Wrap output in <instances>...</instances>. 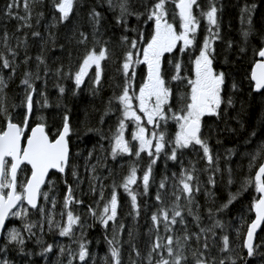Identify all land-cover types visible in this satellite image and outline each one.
Here are the masks:
<instances>
[{
	"label": "snow or ice",
	"instance_id": "1",
	"mask_svg": "<svg viewBox=\"0 0 264 264\" xmlns=\"http://www.w3.org/2000/svg\"><path fill=\"white\" fill-rule=\"evenodd\" d=\"M168 0H156L151 8L146 9V12H134L131 10L129 0H107V5L110 11L115 14L116 23L125 26L128 22V17L135 15L139 21L145 15V25L151 24V32L147 29H131L136 33L135 38L129 40L127 35L121 36V44L124 48L121 66L118 69L124 77L122 91L118 96L113 97L119 104L121 113L118 118V123L111 136L105 137L101 134V139H109L111 143V155L115 159L118 155H135L137 158L141 153L146 152L150 159L147 169L143 173L142 184L144 193L149 191L152 182V165L159 159L160 154L165 151L166 146H171V153L168 159L177 161L179 153L183 149L195 148L203 152V158L207 161V165L203 170H198L196 164L193 163L190 168L181 167L180 173L174 172L171 177L164 176L157 188L155 200L159 205L152 212L151 222L152 227L149 229V234L155 232V239L150 243L148 255L146 257L148 264H190L189 257L186 252L191 253V260L194 264H217L214 257H210L209 238L215 237V228H223V224L219 219H215L211 226L201 227V216L194 213L192 205L194 203L195 193L200 191V181L197 175L198 171L204 172H222L220 167V158L212 153L207 138L203 136V118L205 116H216L221 118L222 106L227 104L228 107L233 106V98L231 95L225 100L224 90L226 85L227 74L223 71L217 72L215 69L216 41L221 39V27L219 19V9L216 7L214 0H209L207 10H203L199 0H172L175 5V11L172 14L174 21L176 16L179 17V30L174 22L169 21V12L166 8ZM39 3V0H23L24 16H16V19L22 21L19 31L22 28H31L32 5ZM54 7L59 13V20L65 21L70 18L73 13L76 0H53ZM20 0H11L6 5L7 15H13V9H19ZM256 5H245L241 9V20L243 23L244 15L248 14L247 23L249 30L243 31L242 35L247 41L251 31V13ZM195 9H200V16L206 21V34L203 41L198 39L200 30V18L195 15ZM39 15H43L40 13ZM94 25L97 27L101 21V13L93 7L89 12ZM39 23V21H37ZM126 31L129 29L125 28ZM32 36L40 38L39 32H32ZM81 44H87L88 37L81 32ZM150 37V38H149ZM0 40L3 42L5 52H0V68L10 69L14 75L16 72L17 50L10 47L8 41V33L5 32ZM94 43L91 49H87L82 60L79 63L78 69L74 73H69L72 76L76 89H79L85 82V78L89 77V70L94 66V79L92 83L98 88L102 81L103 67L102 61L108 59L109 50L107 41L99 47L100 41L93 33ZM264 42V37H262ZM22 41L17 39V45H21ZM228 47H232V42H228ZM181 55H189L190 65L185 66L182 59L175 58L174 50H177ZM192 50L191 52L189 50ZM198 50V51H197ZM241 51H244L242 48ZM165 53L173 54V60H169L168 64L172 69L171 80L168 76V69L163 67V58ZM258 56L261 58L252 66L251 82L253 90L260 92L264 90V47L258 50ZM11 57V59L9 58ZM194 57V58H193ZM30 57L25 55L24 63L27 64ZM37 67L44 64L42 56H37ZM146 65L147 72L143 77V82L140 83L138 92L135 90V82L137 79V66ZM49 69L45 65V75ZM61 68L56 69V74L60 75ZM35 79H40L37 73ZM171 82L185 84V92L180 97V107L172 106V98L176 95V90L170 87ZM21 84L25 86L24 98L21 101L23 107V115L19 122L15 121L14 116L9 112L8 98L5 93L7 83L3 76H0V116L3 121L0 122V233L5 232L7 241L5 247L0 249V264H12L8 259V245H18L20 252L24 251L25 236L20 228L15 226L7 228L9 218H16L21 221H27L29 216V207L39 213V221L24 222L22 228L28 233V237L36 236L33 231L39 226L40 232L43 233L44 225L47 224L48 230H58L61 237L74 236L76 226L83 228L81 216L74 213L72 205L83 206V200L75 197L76 188L68 183L67 179L64 184L67 188L63 198V206L59 213L60 219H56V208L59 203L56 196L51 195L55 189V181L48 180L50 170H56L61 174H65L67 169L71 168V175L74 180H79L78 166L72 164L73 154L71 151V136L73 134L71 117L66 112L62 117V126L57 128L54 133L55 138H50L47 131V124L43 116L36 118L33 126V114L40 108L49 107V101L44 92H40L41 100H36L37 89L34 86L33 74L26 71ZM59 87L61 95L65 93V88ZM237 85L232 84V89L235 90ZM135 102V103H134ZM112 101H109L107 112L112 111ZM16 107V105H13ZM224 115H227L226 110ZM173 120L176 123V131L174 138L169 140L166 131L167 123ZM103 123V117L101 118ZM132 125L131 141L125 138V130ZM264 123V121H262ZM148 126H151L149 129ZM30 128V134L26 132ZM87 131H99L98 129H87ZM257 133L253 131L248 138L247 144L249 147L253 144V138L257 137ZM26 136V144L22 143V138ZM136 146L133 147V143ZM231 155L232 149L227 150ZM95 154V147L88 152L85 157V170L90 173L89 176V191L95 194L99 191V199L94 201L93 205H88L87 211L94 220L107 230L109 222H112L113 238L105 239L109 245V253L111 264H123L121 258V249L118 246L120 241L117 238V231H123L125 225L120 223L117 225L118 211L123 206L119 199L120 188L127 194L131 202L132 213H135L134 219L140 215V205L138 204V195L134 190L135 185H138L137 167L132 165L129 174L123 178V181L117 184L113 181L111 194L109 199H105V185L100 182V178L96 175L97 167L100 166V158H97L96 164H90V160ZM81 153H76L80 156ZM249 158V175L243 181L241 190H246L249 185H254L256 192L259 194L253 199L249 206V212L254 213V218L248 223L241 218V228L246 227V236L243 238L242 248L247 249V255L252 257L255 255L256 245L254 238L257 235V230L264 226V139H259L255 142V147L248 154ZM182 163V162H181ZM30 166V169H28ZM30 171V175L25 174L21 177V173ZM254 173V175H252ZM229 180L228 184L233 183L232 169H228ZM171 179L172 192L171 197L174 200L170 205L165 203V193L168 188V181ZM208 183L213 187L216 185V180L213 175L208 176ZM47 186L49 191H43V187ZM79 187V184L76 185ZM208 195V193H206ZM236 194L229 193V199L213 212L208 209L210 219L215 217L217 213L227 209L229 205L237 198ZM43 198L44 203L41 204L40 198ZM181 200L185 201L181 204ZM25 203L29 207H25ZM103 204L102 210L100 209ZM50 204L51 207H47ZM187 208L188 215L192 216L199 228L198 232H192L187 225L184 216V209ZM199 205H197V209ZM66 217V218H65ZM183 227V234H176V225ZM161 227L163 232L161 233ZM238 235L240 230L238 229ZM131 231L129 237L131 238ZM195 238L197 247L191 248V241ZM203 238V239H202ZM223 247L221 252L230 253V238L228 235L221 237ZM37 244H43L40 237L36 238ZM78 243V253L68 249L69 255L76 257L81 264H87L90 257L89 242L86 240L83 231ZM53 250V245L48 244L47 247L41 249V254H47ZM132 250L136 256H140V252L133 245ZM61 254L64 253V247L60 249ZM108 259L107 257L105 258ZM231 260V264H237L231 256L219 260L218 264H227ZM72 264V260H69ZM132 264H137L133 261Z\"/></svg>",
	"mask_w": 264,
	"mask_h": 264
},
{
	"label": "trees",
	"instance_id": "2",
	"mask_svg": "<svg viewBox=\"0 0 264 264\" xmlns=\"http://www.w3.org/2000/svg\"><path fill=\"white\" fill-rule=\"evenodd\" d=\"M167 2V9L169 12V19L172 17V9ZM11 0H0V37L5 32L9 36V45L17 50L16 58V72L13 75L10 69L0 68V76H3L7 88L5 93L8 98L9 112L14 116L15 121L19 122L23 115V107L21 101L24 98L25 86L21 84L26 71L33 74L34 86L37 89L35 96L36 100H41L40 92H44L49 101V107L40 108L37 105V111L33 114V125L36 118L43 116L47 124V131L50 138H54V133L57 128L62 126V117L67 112L71 117V124L73 134L71 136V151L73 154L72 164L78 166L79 180H74L71 175V168L67 169L66 175L56 172H51L48 180L55 181V189L51 195L57 197L59 203L56 208V213L59 214L63 206L64 194L67 188L64 180L67 179L75 191V197L83 200V206L72 205V210L75 214L81 216V223L83 228L76 226L74 229V236L61 237L58 230H45L41 233L43 244H37L31 248L32 257L27 258V252L30 251L27 244L24 245L23 256H15L14 250L8 251V259H23L28 264H81L76 257L69 255L68 249L78 253V243L83 231L86 240L89 242L90 257L87 264H111V257L109 253V245L107 239L113 238L112 222H109L107 230L94 220L88 213V205L95 207L94 201L98 200L99 191L95 194L89 191V176L90 173L85 170V157L88 152L95 147V154L90 160V164H96L97 158H100V166L97 167L96 175L100 178L105 187V199L110 198L111 185L113 181L117 184L123 181V178L129 174L130 167L135 165L137 167L138 185L133 186L134 190L139 193L138 204L140 205V215L133 218L135 213H132L130 198L123 191L122 188L118 190L119 199L123 205L118 211L117 225L123 223L124 230L117 231V238L119 239V247L121 249V258L123 264H132L136 261L137 264H148L146 259L150 243L155 239V232L149 234V229L152 227L151 215L159 206L155 200L156 191L161 179L164 176L171 177L175 172L177 176L180 173L181 167L190 168L193 163L196 164L198 170H203L207 161L203 158V152L199 146L195 148H187L180 151L179 159L173 161L168 159L171 153V146H166L165 151L160 154L159 159L152 165V182L147 194L144 193L142 177L144 171L147 169L150 159L148 154L141 153L137 158L133 155H118L113 159L111 155V143L109 139H101V134L105 137L111 136L112 131L115 130L118 123V118L121 113L119 111V104L113 99L114 95L118 96L122 91L124 84V77L118 69L121 66L124 48L121 44V36L127 35L129 40L135 38L136 33L131 29H147L151 32V24L145 25L144 20L147 19L145 15L139 21L135 15L129 16L128 22L125 26L116 23L115 14L109 10L107 0H76L74 11L70 14V18L65 21L59 20V13L54 7L53 0H39V3L32 5L31 28H22L19 31L22 21L16 19V16H24L23 0H20L19 9H13V15H7L6 5ZM59 2V0H56ZM131 10L134 12H146V9L151 8L156 0H129ZM216 7L219 9V19L221 27V39L216 41L215 49V69L217 72L223 71L227 74L226 85L224 90L225 100L229 95L233 98V106L228 107L227 104L222 106L221 118L216 116H205L203 118V136L208 139L209 146L212 153L220 158V167L222 172H204L198 171L197 175L200 181V191L194 195V203L192 210L201 216V227L211 226L215 219H219L223 224V228H215V237L209 238L210 257H214L217 261L231 256L237 261V264H264V226L259 229L255 245L260 246L255 251V255L249 257L245 249L241 246L243 238L246 234V227L241 228L243 218L244 221L250 223L254 218V213L249 212V206L253 199L258 196L254 185H249L246 190H241L243 181L249 175V158L248 153L255 147V142L259 139H264V90L256 92L253 90V83L250 80L251 68L257 60L258 50L263 46L262 37H264V0H214ZM200 6L203 10H207L209 0H199ZM255 4L256 7L251 13V31L250 35L245 41L242 32L249 30L247 23L248 14L244 15V20H241V9L245 5ZM101 13V21L97 27L89 17V12L92 8ZM195 15L200 18V30L198 39L200 42L206 34V21L200 16V9H195ZM43 13V15H39ZM39 21V23L37 22ZM178 21L176 20V23ZM125 28L129 29L128 31ZM95 30V37L100 41L97 45V52L99 47L104 45L107 41V48L109 50L108 59L102 61L103 75L100 86L97 88L92 80L95 74L89 72V77L85 78V82L79 89H76L72 76L69 73H74L79 66L87 49H91L94 40L93 33ZM39 32L40 38L32 36V32ZM83 32L88 37L87 44H81L82 39L80 33ZM150 38V37H149ZM17 39L24 42L17 45ZM232 42V47H228V42ZM244 51H241V49ZM3 42L0 40V52H5ZM192 51L191 49L189 50ZM198 51V50H197ZM25 55L30 57L27 64L24 63ZM42 56L45 63L37 67V56ZM175 58L182 59L185 66L190 65L189 55H181L177 50L174 51ZM11 59V57H9ZM173 54H165L163 58V67L168 69L169 81L171 80L172 69L168 61L173 60ZM45 65L49 69L45 75ZM61 68L60 75L56 74V69ZM39 74L40 79L36 80V74ZM137 79L135 82V90L139 88L140 83L143 82V77L146 75L143 65L137 66ZM237 85L236 89H232V84ZM65 88L63 95L59 92V87ZM170 87L176 90V95L172 98V106L174 108L180 107V97L185 92V84H178L171 82ZM112 101V111L107 112L109 108V101ZM16 105V107H13ZM226 110L227 115H224ZM103 117V123L101 118ZM3 117L0 116V122ZM167 123L166 131L168 139L171 140L175 135V127L173 120ZM98 129L99 131L89 132L87 129ZM28 130L26 132L28 133ZM255 131L258 135L253 138L251 147L247 144L251 133ZM26 137V136H25ZM228 149H232L233 153L230 155ZM81 153L78 157L76 153ZM182 162V163H181ZM232 169L231 185L228 184L229 175L228 169ZM29 169V168H28ZM30 171L21 173V177L25 174L29 175ZM216 180V185L213 187L208 183V176L213 175ZM254 175V173H252ZM173 181L169 179L168 188L165 193V203L170 205L174 197L170 196L172 192ZM79 184L77 188L76 185ZM43 191H49L47 186L43 187ZM239 192L237 198L229 205L227 209L217 213L212 219L208 216V209L211 208L213 212L229 199V193L236 194ZM208 193V195H206ZM44 203L43 198L39 201ZM185 201L181 200V204ZM49 205V204H48ZM47 205V206H48ZM197 205L199 208L197 209ZM101 203L100 209L102 210ZM184 216L188 228L192 232H198L199 228L196 226L192 216L188 215L187 208L184 209ZM66 218V217H65ZM239 225L240 234L235 236L233 229L235 224ZM8 224V222H7ZM176 234H183V227L176 225ZM131 231V238L129 237ZM163 228L161 227V233ZM228 235L230 238V246H234L230 254L221 252L223 247L221 237ZM38 236V233H37ZM33 242L35 238H32ZM203 239V238H202ZM36 243H34L35 245ZM48 244L53 245V250L47 254H41V249L47 247ZM133 245L140 252L137 257L132 250ZM39 246V248H38ZM61 247L65 251L61 254ZM195 238L191 241V248H196ZM189 257L190 264H194L191 260V253H185ZM108 258L107 260L105 258ZM231 264V260L227 261Z\"/></svg>",
	"mask_w": 264,
	"mask_h": 264
},
{
	"label": "rangeland",
	"instance_id": "3",
	"mask_svg": "<svg viewBox=\"0 0 264 264\" xmlns=\"http://www.w3.org/2000/svg\"><path fill=\"white\" fill-rule=\"evenodd\" d=\"M168 6L166 5V8H167ZM169 7L173 10L172 11V14L174 13V11H175V5H174V3L172 2V0H170L169 1ZM176 20L178 21L177 23H176ZM169 21L170 22H174L175 23V25H176V27H177V30H179V17L178 16H176V18H175V20L173 21L172 20V17H171V20L169 19ZM166 54V53H165ZM194 58V57H193ZM102 63V62H101ZM141 65H143V64H141ZM144 66V70L146 71L147 70V66L146 65H143ZM89 72H93L94 73V66H93V69H90L89 70ZM95 74V73H94ZM139 89V88H138ZM138 89L136 90L137 92H138ZM135 103V102H134ZM129 123V127L125 130V138L127 139V140H129V141H131V133H132V125H131V122H128ZM170 122H168V124H169ZM173 124H174V127H175V130H174V132L176 131V123H175V121L173 122ZM149 127V129H151V126H148ZM133 143V147H135L136 146V142H132ZM145 154H147L146 152H144ZM25 207H28L27 205H25ZM47 207H51V205L49 204ZM39 219H40V216H39V213L36 211V210H33V209H30L29 208V216H28V219H27V221H21V220H19V219H16V218H9V220H8V224H7V228H11V227H13V226H15V227H17V228H20L21 229V231H22V234L25 236V244H27L28 245V247H29V250L30 251H28L26 254H27V258L29 257V258H31L32 257V252H31V248L33 247V246H36L37 245V243H36V239H35V241L33 242V239L32 238H37V233H38V237H40L41 238V232H40V229H39V226H37L36 228H34L33 229V231L36 233V236H33V237H31V238H29L28 237V233L27 232H24L23 231V228H22V224L24 223V222H31V221H39ZM56 219H60V216H59V214H57L56 215ZM239 229V225L236 223L235 225H234V229H233V234H234V238H235V236H238V230ZM6 230L7 229H5V232H3V234H2V239H1V241H0V249H3L4 247H5V245H6V243H7V241H6V239H5V236H6ZM47 231L48 230V227H47V224L45 223V225H44V231ZM43 231V232H44ZM34 243H36L35 245H34ZM39 245V244H38ZM12 246V247H11ZM10 247H11V249H15L14 250V258H15V256H23V257H25L26 256V254H24L23 252H20V250H19V246L18 245H8V249H7V251H9L10 250ZM231 247V249H233L234 248V246H230ZM260 246H257L256 248H255V251L256 250H258V248H259ZM38 248H39V246H38ZM232 252V251H231ZM230 252V253H231ZM225 253H227V252H225ZM230 253H228V254H230ZM3 255V253H0V256H2ZM11 262H12V264H28L26 261H23V259H20V258H18V259H15V260H11V259H9Z\"/></svg>",
	"mask_w": 264,
	"mask_h": 264
},
{
	"label": "water",
	"instance_id": "4",
	"mask_svg": "<svg viewBox=\"0 0 264 264\" xmlns=\"http://www.w3.org/2000/svg\"><path fill=\"white\" fill-rule=\"evenodd\" d=\"M262 47H264V44H263V46ZM261 58L257 55V60L256 61H258V60H260ZM256 61L254 62V64L256 63ZM253 64V65H254ZM252 65V66H253ZM251 71H252V68H251ZM250 80H251V73H250ZM262 91V90H261ZM257 92V91H256ZM34 126V125H33ZM28 134H30V128H29V130H28ZM55 138V137H54ZM53 138V139H54ZM26 142H27V140H26V137H23L22 138V143L23 144H26ZM28 168L30 169V166H28ZM51 172H56V173H59V172H57L56 170H50V172H49V174L51 173ZM29 175H30V173H29ZM49 176V175H48ZM48 178V177H47ZM258 194V193H257ZM259 195V194H258ZM25 205H26V203H25ZM29 207V206H28ZM30 208V207H29ZM31 209V208H30ZM7 223V222H6ZM258 231H259V229L257 230V233H258ZM247 232V231H246ZM1 236H2V233H0V239H1ZM245 236H246V234H245ZM255 239H256V236H255V238H254V244H255ZM246 250V252H247V249H245Z\"/></svg>",
	"mask_w": 264,
	"mask_h": 264
},
{
	"label": "flooded vegetation",
	"instance_id": "5",
	"mask_svg": "<svg viewBox=\"0 0 264 264\" xmlns=\"http://www.w3.org/2000/svg\"><path fill=\"white\" fill-rule=\"evenodd\" d=\"M175 51V50H174ZM166 54H168V53H166ZM145 72H147V70L145 71ZM2 239V238H1ZM1 239H0V241H1Z\"/></svg>",
	"mask_w": 264,
	"mask_h": 264
}]
</instances>
